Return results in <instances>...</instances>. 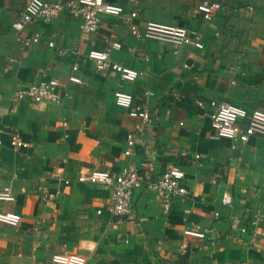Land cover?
I'll return each mask as SVG.
<instances>
[{
	"label": "crops",
	"instance_id": "1",
	"mask_svg": "<svg viewBox=\"0 0 264 264\" xmlns=\"http://www.w3.org/2000/svg\"><path fill=\"white\" fill-rule=\"evenodd\" d=\"M26 1L0 0V191L9 188L13 196L0 200V212L20 219L16 226L0 223V264H52L51 256L62 252L86 264H264V140L220 137L196 106L217 101L248 114L264 111V0H207L221 3L211 20L200 0L195 13L173 23L146 12L151 0H106L124 12L100 16L99 31L90 35L66 12L16 31L12 24ZM149 21L189 29L188 43L131 35V24L143 30ZM195 34L201 49L192 45ZM35 35L37 43L19 41ZM109 39L122 45L111 61L140 71V79L121 82L112 71L104 76L82 64ZM53 79L61 105L16 97ZM119 89L151 115L131 147L137 120L114 100ZM14 134L28 146L11 147ZM129 161H152L155 173L180 168L187 194L165 212L155 193L140 187L131 213L117 218L108 189L74 181L95 170L118 173ZM225 197L228 205L221 204ZM187 227L205 238L190 241Z\"/></svg>",
	"mask_w": 264,
	"mask_h": 264
},
{
	"label": "built area",
	"instance_id": "2",
	"mask_svg": "<svg viewBox=\"0 0 264 264\" xmlns=\"http://www.w3.org/2000/svg\"><path fill=\"white\" fill-rule=\"evenodd\" d=\"M221 8V3L217 1L204 0L200 4V10L203 12L205 19L211 20L217 11ZM67 14L80 19V29L86 34H94L99 31L100 16H119L124 12L121 5L107 2L106 0H66V1H43V0H27L21 15L12 24V27L22 32L28 25L37 21L48 22L57 18L60 13ZM131 19L136 18L137 13L129 14ZM131 35L134 37H143L150 40L161 41L165 43L184 45L187 44L191 32L182 26L166 25L149 21L145 23L143 30L139 29L136 24L130 26ZM19 41L23 45L38 42V36L31 38H21ZM194 47L201 49L203 45L199 41V37L195 34L192 44ZM49 47H53V43H48ZM122 45L117 40L109 39L106 41V47L102 49L89 50L82 64L90 65L94 71L100 75H106L109 71L114 72L121 82L132 83L140 79L142 73L135 69L124 67L111 61V53L114 50H120ZM63 53L62 50L58 51ZM65 53V52H64ZM74 71L78 70L77 66H73ZM151 95L148 92L145 97ZM18 99H28L32 103H49L52 105H61L64 96L61 94L58 80L39 81L17 91ZM116 103L131 108L129 116L135 118L137 122L133 127V132L129 135L128 144L131 146L135 143L138 135L143 136L147 126L151 122V115L145 105L134 107L133 97L123 91L115 90L113 93ZM196 106L204 115L210 118L211 126L217 135L233 142L245 144L250 137L257 136L264 140V111L256 109L248 114L247 111L239 106L227 102L203 100L196 101ZM245 123L246 126L242 127ZM10 145L15 149L26 148L21 138L14 134L10 137ZM133 154L131 148L124 152V155L130 157ZM142 172V174L140 173ZM184 172L178 167H169L162 172L155 173L152 161H142L135 163L129 161L126 167L122 168L118 173H109L107 171H90L80 173L74 179L79 183H87L90 185H98L110 191L109 211L113 217L121 218L129 215L133 209L134 194L136 190L143 187L146 191L153 192L158 197L165 212L170 211L176 199L187 194L184 184ZM72 180L65 179V184H70ZM1 201H12L13 196L9 188L0 191ZM229 198H223L221 204L228 205ZM217 216V213H215ZM20 222L17 216L0 212V223L16 226ZM242 231H245L242 228ZM183 234L190 240L204 239V233L198 228L187 227ZM52 264H86V259L75 253L62 252L51 256Z\"/></svg>",
	"mask_w": 264,
	"mask_h": 264
},
{
	"label": "rangeland",
	"instance_id": "3",
	"mask_svg": "<svg viewBox=\"0 0 264 264\" xmlns=\"http://www.w3.org/2000/svg\"><path fill=\"white\" fill-rule=\"evenodd\" d=\"M199 1L200 0H151L152 5L145 8V10L151 17L155 18L156 21L173 23L180 21L181 17L187 18L195 13Z\"/></svg>",
	"mask_w": 264,
	"mask_h": 264
}]
</instances>
